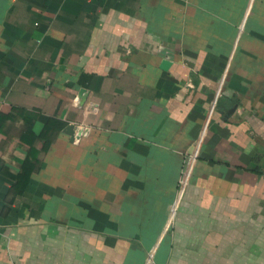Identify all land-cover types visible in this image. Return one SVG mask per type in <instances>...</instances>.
Returning <instances> with one entry per match:
<instances>
[{"label": "crops", "instance_id": "0c3cea01", "mask_svg": "<svg viewBox=\"0 0 264 264\" xmlns=\"http://www.w3.org/2000/svg\"><path fill=\"white\" fill-rule=\"evenodd\" d=\"M258 203L264 0H0V264H264Z\"/></svg>", "mask_w": 264, "mask_h": 264}, {"label": "rangeland", "instance_id": "374dc122", "mask_svg": "<svg viewBox=\"0 0 264 264\" xmlns=\"http://www.w3.org/2000/svg\"><path fill=\"white\" fill-rule=\"evenodd\" d=\"M194 180V172H191L189 173L188 170H184L183 173H181V176L179 178V186H178V194L180 192H182V195H181V198L182 196L184 195V193L187 191L188 189V186H190L192 184ZM248 208H249V212L248 213H252L255 217H257V219L255 221H249L248 223V226H247V230L249 229H253L255 231L258 230V227L261 229L259 231L262 232V236H264V203H258L257 205H255L254 207L251 206V204H248ZM253 208V210H252ZM250 219V218H249ZM255 219V218H254ZM246 229V227H245ZM244 230V229H243ZM260 241L263 242V239H260ZM165 243H167V239L165 241ZM232 246H235V244H232ZM189 254H181L180 255V261L183 260L181 259L182 257H185L187 258ZM203 257L205 256L206 260H207V257L210 256H216V255H219L218 253H208L206 255L204 254H201ZM156 257V254L154 253H151V254H147V259L150 258V260H154V258Z\"/></svg>", "mask_w": 264, "mask_h": 264}, {"label": "water", "instance_id": "95a60500", "mask_svg": "<svg viewBox=\"0 0 264 264\" xmlns=\"http://www.w3.org/2000/svg\"><path fill=\"white\" fill-rule=\"evenodd\" d=\"M168 65H169L168 61H163L161 67L165 69ZM85 94H86V92L84 90H82V92H80L78 102H77L78 105H81V103L84 101ZM66 132L69 133L70 135H73V133L75 132V126H73V125L67 126Z\"/></svg>", "mask_w": 264, "mask_h": 264}, {"label": "built area", "instance_id": "2783aa9c", "mask_svg": "<svg viewBox=\"0 0 264 264\" xmlns=\"http://www.w3.org/2000/svg\"><path fill=\"white\" fill-rule=\"evenodd\" d=\"M218 99H219V92H217V94L214 95V97H213V99L211 101V104H210V113L215 112Z\"/></svg>", "mask_w": 264, "mask_h": 264}, {"label": "trees", "instance_id": "16d2710c", "mask_svg": "<svg viewBox=\"0 0 264 264\" xmlns=\"http://www.w3.org/2000/svg\"><path fill=\"white\" fill-rule=\"evenodd\" d=\"M256 161H257V160H255V162H256ZM255 162H254V165L256 166L257 162H256V163H255ZM255 166L248 168V170H250V171H253V170H254L256 174H262L259 170H255V168H256ZM254 167H255V168H254ZM253 168H254V169H253Z\"/></svg>", "mask_w": 264, "mask_h": 264}]
</instances>
